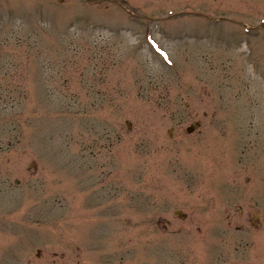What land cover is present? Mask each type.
Masks as SVG:
<instances>
[{"label": "rangeland", "instance_id": "obj_1", "mask_svg": "<svg viewBox=\"0 0 264 264\" xmlns=\"http://www.w3.org/2000/svg\"><path fill=\"white\" fill-rule=\"evenodd\" d=\"M0 264H264V0H0Z\"/></svg>", "mask_w": 264, "mask_h": 264}, {"label": "water", "instance_id": "obj_2", "mask_svg": "<svg viewBox=\"0 0 264 264\" xmlns=\"http://www.w3.org/2000/svg\"><path fill=\"white\" fill-rule=\"evenodd\" d=\"M194 126H195V124H191V125H189V126L186 128V130H187L188 132L192 131L193 128H194Z\"/></svg>", "mask_w": 264, "mask_h": 264}]
</instances>
